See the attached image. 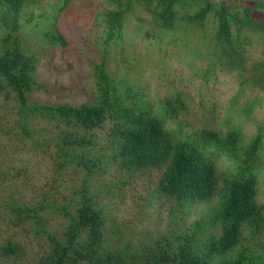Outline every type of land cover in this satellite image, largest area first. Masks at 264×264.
<instances>
[{
	"label": "trees",
	"instance_id": "trees-1",
	"mask_svg": "<svg viewBox=\"0 0 264 264\" xmlns=\"http://www.w3.org/2000/svg\"><path fill=\"white\" fill-rule=\"evenodd\" d=\"M107 4L94 10L91 22L107 52L131 38L129 26L138 19V34L157 42H194L214 71L236 76L239 93H264V59L249 64L248 54L255 44L264 50V1ZM72 5L73 0H0V99L15 102L21 136L45 151L54 148L60 170L82 174L64 202L48 192L36 203H5L11 222L29 226L46 246L27 262L24 247L8 238L0 242V264H264V202L258 199L264 124L247 142L242 126L187 131L179 120L188 110L181 92L155 101L136 80L112 74L107 56L93 66L90 101L49 102L35 96L47 87L39 74L44 53L69 46L63 23ZM254 11L263 18L256 19ZM108 123L110 145L103 149L97 130ZM223 158L228 165L220 170ZM110 166L129 174L159 172L152 199L168 202L171 229L139 239L111 219L93 191L98 175ZM200 208L201 216L187 224ZM53 215L64 219L59 230L51 228Z\"/></svg>",
	"mask_w": 264,
	"mask_h": 264
},
{
	"label": "rangeland",
	"instance_id": "rangeland-1",
	"mask_svg": "<svg viewBox=\"0 0 264 264\" xmlns=\"http://www.w3.org/2000/svg\"><path fill=\"white\" fill-rule=\"evenodd\" d=\"M211 1H224L229 5L233 2ZM238 1L244 5L258 0ZM107 6V0H73L63 23L69 46L49 47L44 53L39 74L47 87L38 90L35 96L49 102L81 104L90 101L96 80L93 66L107 56L112 74L136 80L140 86L148 89L149 96L155 101L181 92L188 110L180 115L179 120L187 131L211 128L226 132L242 126L247 142L260 130L259 126L264 124V93L258 89L239 93L236 76L214 71L210 59L196 53L195 50L200 47L198 44L191 42L186 45L182 40L174 43L170 41L171 38L162 42L147 39L138 34V27L142 23L134 19L128 30L131 38L120 42L118 47L111 45L107 52L103 37L96 36L95 28L91 25L94 10H102ZM76 16L78 18L75 19ZM253 16L260 20L263 13L254 11ZM142 17L150 19V14L144 13ZM248 54L249 64L264 59V50L259 44L250 47ZM16 117L15 102L2 97L0 242L15 238L24 247L28 262L45 248V239L35 237L27 225L13 224L5 203L14 199L36 203L48 192L64 202L73 196V189L80 184L82 174L75 168L60 170L59 159L52 155L54 148L45 151L21 136L15 123ZM42 125L47 126L44 123ZM48 127L54 129L52 125ZM109 129L108 123L97 130L103 149L110 145ZM262 160L264 162V148ZM227 165L225 158L218 162L220 170ZM158 178L157 170L129 174L116 166H110L105 173L98 175L93 191L106 204L112 220L121 228L128 229L136 238L145 239L172 228L168 202L152 199ZM258 199L264 202V172ZM203 212V208L195 211L187 219V224L198 219ZM63 224L61 216H52L53 230H59Z\"/></svg>",
	"mask_w": 264,
	"mask_h": 264
}]
</instances>
